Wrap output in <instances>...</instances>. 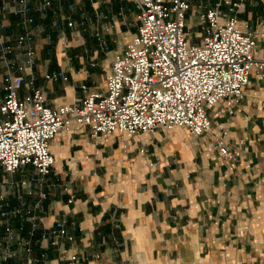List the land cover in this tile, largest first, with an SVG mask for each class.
<instances>
[{
	"label": "crops",
	"instance_id": "obj_1",
	"mask_svg": "<svg viewBox=\"0 0 264 264\" xmlns=\"http://www.w3.org/2000/svg\"><path fill=\"white\" fill-rule=\"evenodd\" d=\"M195 1L187 25L197 20L198 5L217 2ZM229 1L238 5L235 18L256 31L254 54L264 53V0ZM3 2L8 10L0 13V36L12 47L7 54L14 61L12 73L23 78L19 98L30 94L31 81L51 108L103 94L119 44L137 32L138 10L131 0H28L26 17L32 22L26 32L35 52L28 68L23 52L14 48L16 36L25 32L23 16L13 11L18 0H0V6ZM44 2L49 4L38 9ZM3 65L0 58V99ZM53 72L66 80L44 77ZM207 114L212 132L223 129L230 151L237 152L233 159L219 155L211 134L196 137L182 127L131 137L114 132L97 141L87 127L71 128L51 140L54 161L47 176L39 177L32 166L12 175L0 169V184L34 178L26 188L15 186L8 200L12 207L18 196L36 205L43 227L63 220L73 240L59 243L77 254L75 264H264V80L253 70L232 115L223 104ZM147 162L155 165L148 168ZM20 223L11 218L13 229ZM243 226L248 231L240 236ZM28 228L23 222L19 236L27 238ZM57 254L33 239L30 255H44L36 264H68L58 262ZM24 260L19 250L0 264Z\"/></svg>",
	"mask_w": 264,
	"mask_h": 264
},
{
	"label": "built area",
	"instance_id": "obj_2",
	"mask_svg": "<svg viewBox=\"0 0 264 264\" xmlns=\"http://www.w3.org/2000/svg\"><path fill=\"white\" fill-rule=\"evenodd\" d=\"M136 9L137 32L129 42L119 44V53L110 64L105 76V92L91 93L73 104L56 108L47 106L41 90L29 82L30 94L19 98L23 85L21 75L12 73L14 61L7 57L12 47L0 36V58L4 70V95L0 99V169L12 175L24 166H32L36 175L47 176L53 165L49 151L51 140L63 129L79 130L87 127L90 137L97 141L114 132L134 136L152 134L158 129L185 128L192 136L211 134L221 157L233 159L237 152L230 151L225 142V132H212L207 111L223 104L232 115L234 107L243 97L249 76L264 80V53L254 54L256 31L248 30L233 15L236 3L217 0L211 6L195 8L197 20L186 30L191 0H131ZM49 3L44 2L38 9ZM225 5L226 10H222ZM8 10L7 2L0 6V13ZM23 16L25 32L16 36L14 48L23 52L27 67L35 60V52L26 17L28 0H18L13 10ZM72 22H68L71 26ZM22 65L17 70H22ZM49 81L66 80L62 73L44 76ZM32 78V77H31ZM86 89L84 85L81 86ZM144 158V150H140ZM147 167L155 164L147 162ZM33 177L18 183L0 184V259L16 258L18 251L25 253L22 264H36L42 259L30 255L33 239L55 247L56 260L75 264L77 254L60 240L71 242L63 220H55L50 227L41 226L34 213L35 206H27L18 196V205L11 206L8 196L15 186L26 188ZM7 186V187H6ZM40 199L46 193L39 191ZM19 217L17 229L11 218ZM23 222L29 225L27 238L19 236ZM248 231L243 226L238 234ZM16 248H13V245ZM47 264H51L48 262Z\"/></svg>",
	"mask_w": 264,
	"mask_h": 264
},
{
	"label": "rangeland",
	"instance_id": "obj_3",
	"mask_svg": "<svg viewBox=\"0 0 264 264\" xmlns=\"http://www.w3.org/2000/svg\"><path fill=\"white\" fill-rule=\"evenodd\" d=\"M206 3V0H204ZM203 0H196L195 2H204ZM188 25L186 26V30L190 31V37L193 39V31L190 29V21H188Z\"/></svg>",
	"mask_w": 264,
	"mask_h": 264
}]
</instances>
